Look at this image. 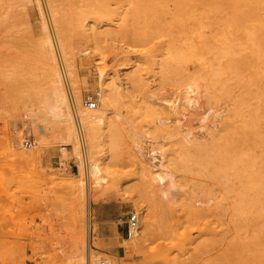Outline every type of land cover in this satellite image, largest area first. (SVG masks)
Instances as JSON below:
<instances>
[{
	"label": "rangeland",
	"instance_id": "obj_1",
	"mask_svg": "<svg viewBox=\"0 0 264 264\" xmlns=\"http://www.w3.org/2000/svg\"><path fill=\"white\" fill-rule=\"evenodd\" d=\"M4 1L0 15L21 5ZM39 2L43 19L28 0L0 22V264H70L87 248L90 264H264V0ZM43 21L79 113L103 106L99 69L107 101L114 76L128 92L112 108L121 117L107 111L114 122L91 179L85 126L83 161L40 121ZM189 85L196 104L186 109ZM175 98L176 108L165 101ZM149 149L163 154L155 167ZM131 211L141 231L142 217L152 224L136 250L117 222Z\"/></svg>",
	"mask_w": 264,
	"mask_h": 264
},
{
	"label": "bare ground",
	"instance_id": "obj_2",
	"mask_svg": "<svg viewBox=\"0 0 264 264\" xmlns=\"http://www.w3.org/2000/svg\"><path fill=\"white\" fill-rule=\"evenodd\" d=\"M8 1L6 0V2H8ZM15 1L16 2L18 1V3H16ZM15 1L14 0L12 1V2L16 3L15 6L21 3V5H18V7L16 6V8H20L19 6H21V8L24 10L22 4H24L28 0H15ZM22 1H23V3H22ZM36 2H37V6L39 9L41 18L43 19V12L41 10L40 2H39V0H36ZM4 3H5V1H4ZM9 4H10V2L7 3V7ZM13 5H10L11 10H12V8L13 9L15 8V7H13ZM7 7H6L7 12L3 11V13H1L2 16L0 15V19H1L0 22H2V20H3L2 18H4V16L6 17V15H7V17H8V15L11 14V12H12L11 10H8ZM49 10H48L49 11L48 16L50 17L51 21L54 22L55 12L52 10V8L50 6H49ZM13 13H14V11H13ZM4 14H6V15H4ZM10 16L11 15H9V17ZM11 18H12V16H11ZM7 19H9V18H7ZM4 21L6 22L7 20L4 19L3 22ZM2 24H4V23H2ZM0 26H1V23H0ZM42 26L46 32L45 37H44V45H45L46 50H48V56H49L48 57L49 62L47 63V70H48V76H49V78H48L49 93H48V97L46 98V100L43 104L40 121L45 123L47 129L50 130L52 136L56 140L63 141L66 144L70 145L72 147L73 152L76 154V156L78 153L77 158L81 160V155L79 154V149H78V144H77V133H76L75 123H74L75 121L72 117L71 109L69 106L70 105L69 101L71 99L69 100V94H68L67 90L65 91V89L63 88V80H64L63 73L61 71V68H59V64H57V62L55 61L56 59L53 56L54 53H52L53 40L54 39L52 40L51 33H50V35H49V33H47L48 27H46V23L44 21H43ZM4 32L6 33V31H4ZM68 69H69L68 74H70L72 77V81L71 80L70 81L72 82V84H74L75 78H76V76L74 75V69L71 65H68ZM99 70H100L99 71L100 74L98 73L99 75H97V76H99V82H100V86H101V88H100V90H101L100 102L102 103L103 106L101 108L95 107L94 110L81 109L80 113L77 110L79 118H80V122H81V124H83L85 126L86 135H87V144H88L87 148H89L90 157H91L90 165H88V163H87V167L84 166L87 168L86 170L84 169V175H85V177H87V179L89 177H90V179L94 178L98 174V168L100 165L98 164L97 155L99 152L102 151V148H100L99 145L101 143H103V141H106V138L109 137V135L104 131L105 128L111 126L112 122H114V121L110 120L111 118L107 115V111H109L110 113H114L115 117L119 118V117H121L120 112L115 111L112 108L115 106V103L117 101L118 102L119 101H123V102L129 101V99H127L128 92L126 91V87L124 85L125 83H123L124 81L122 82L119 79L120 76L119 77L114 76L111 79L110 98L108 99V101L105 99L104 91L102 89L105 73L102 69H99ZM196 85H197V83H196ZM191 87L192 86L189 85L185 89H183L184 92L182 94V100L186 106V109L192 108L196 104L195 96L193 97L195 90H193ZM76 93H78V92H76ZM168 99H169V97H168ZM165 101L169 105L173 106L174 108L178 107L180 104L179 103L180 99H178V98H175L173 100L172 99L171 100L165 99ZM179 114H180L179 115L180 117L175 119L174 121H177L179 123L182 122V124L180 123L181 125L179 127H183L184 126L183 120L185 119L186 114L184 112H180ZM83 125H82V127H83ZM36 144H37L36 141H34V146L38 147V144L37 145ZM151 151H153V149H149V155H150ZM155 158H158L157 164L161 163V161L163 159V154L160 153L158 156H155L153 154L150 155V159H151L150 164L152 167H155L157 165L152 161ZM82 160H83V156H82ZM80 170H82V169L80 168ZM82 174H83V171L79 172V175L77 176L78 179L76 181L77 186L80 189H82L83 185H84V180H83ZM154 174L156 175L157 182H159V181L163 182V180H165V178L168 175V173L166 175L163 171H161V169H156V171H154ZM135 208L138 209L137 207H135ZM140 221H141V224L144 225V232H143V230L141 231L139 227H137L136 229L132 230V232L130 233V236L127 239L126 238L124 239V242H126V244H128L127 246L130 249L136 250L139 247V241L141 240L142 235L147 236L148 232H150V228L152 226L151 220L147 216H145V217H142L140 219ZM95 256H96V254L87 248L85 256L82 254V255H78L76 257L73 256L70 259L73 261V262H71L73 264H90L91 261H93V258ZM94 261H95V259H94ZM101 261L104 264H117L114 260H104V259L98 260V261L96 260L94 262V264H99Z\"/></svg>",
	"mask_w": 264,
	"mask_h": 264
},
{
	"label": "built area",
	"instance_id": "obj_3",
	"mask_svg": "<svg viewBox=\"0 0 264 264\" xmlns=\"http://www.w3.org/2000/svg\"><path fill=\"white\" fill-rule=\"evenodd\" d=\"M75 104H71V113H72V117L74 119V123H75V129H76V133H77V138H78V143H79V147H80V153L81 156H83V158H85L86 155V149H85V139H84V131H83V127L82 124L80 122V118L78 115V111L77 108L75 107ZM96 103L94 101H88L87 102V107L89 109H93L95 108ZM34 145V140L29 139V140H25L24 141V146L26 148H30ZM119 225H123V230H124V234L126 237L130 236V233L132 232V230L136 229L138 226V215L134 212L131 211L127 214L126 219H122L119 218V220L117 221ZM99 264H104L102 261Z\"/></svg>",
	"mask_w": 264,
	"mask_h": 264
}]
</instances>
